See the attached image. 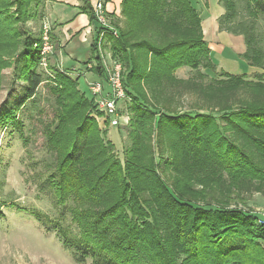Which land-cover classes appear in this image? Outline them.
I'll return each mask as SVG.
<instances>
[{"label":"trees","instance_id":"trees-1","mask_svg":"<svg viewBox=\"0 0 264 264\" xmlns=\"http://www.w3.org/2000/svg\"><path fill=\"white\" fill-rule=\"evenodd\" d=\"M81 1L95 26L91 71L104 79L95 44L101 28L90 1ZM218 2L219 29L243 37L240 63L264 69V39L254 30L264 0ZM41 5L0 0V90L6 68L25 85L22 98L0 112V128L22 125L17 111L44 80L41 33L26 28L42 21ZM108 16L116 33L105 39L129 99L123 160L104 139L79 77L57 72L56 121L46 126L55 159L50 184L76 229L64 225V211L54 219L36 209L31 215L57 230L78 264H264V218L232 205V196L264 193V73L217 70L195 0H121L120 14ZM182 67L217 78L179 79ZM173 84L196 94L187 108L164 94Z\"/></svg>","mask_w":264,"mask_h":264},{"label":"rangeland","instance_id":"rangeland-1","mask_svg":"<svg viewBox=\"0 0 264 264\" xmlns=\"http://www.w3.org/2000/svg\"><path fill=\"white\" fill-rule=\"evenodd\" d=\"M46 1L42 0L41 9ZM241 8L240 17L246 19V12L243 7ZM42 22L29 21L26 23V28L32 33L39 31L42 33ZM52 29L51 25L48 43L52 45V50L41 55L43 40L39 49L37 71L44 80L37 88L34 99L28 101L22 110L17 111L22 125L10 123L0 128V202L3 203L0 208L3 214L0 217V264H78L73 260L70 251L63 246L57 230L42 225L30 211L36 209L53 219L64 211V225L76 229V226L70 223L68 210L56 203L54 190L50 184L54 174L55 159L54 152L46 142V126L52 129L57 115L52 87L57 86L55 79L57 72L72 79L79 77L78 88L86 98L90 99L92 93L88 83L102 81V78L91 71L96 63L92 58L84 63L85 68H80L81 71L71 65L72 60L67 64L71 65L69 67L55 61L57 44L51 37ZM254 30L264 39V20L261 17L257 19ZM79 59L85 61V55ZM213 59L216 63H220L216 55ZM221 67L217 66V70L233 72L228 65ZM247 67L246 64H241L239 72L247 71ZM199 72L203 77H198ZM2 75L0 112L12 107V104L20 100L25 92L24 83L14 80L12 68L4 69ZM174 75L179 79H196L205 83L217 78L202 67L198 70L182 67L176 70ZM103 85L107 90L105 79ZM163 92L172 104L178 101L176 104L178 105L179 101L183 100L182 108H187L196 98V94L188 86L183 85H167ZM181 94L183 96L178 99L177 96ZM128 100L125 97L117 102L119 113H127ZM190 112L194 111L190 110ZM126 125L108 126L104 132V139L113 144L114 153L121 160H123L124 146L129 143ZM232 199H235L232 205L243 207L249 213L264 218V193H244L240 197L232 196ZM86 264H89V261Z\"/></svg>","mask_w":264,"mask_h":264},{"label":"crops","instance_id":"crops-1","mask_svg":"<svg viewBox=\"0 0 264 264\" xmlns=\"http://www.w3.org/2000/svg\"><path fill=\"white\" fill-rule=\"evenodd\" d=\"M93 6L98 0H89ZM197 9L201 15V28L203 36L211 49L212 56L219 58L217 66L228 65L233 72L242 73L240 58L244 53L245 43L241 35H235L219 29L218 18L224 9L218 0H195ZM107 13H113L116 17L121 12V0H104ZM81 0H47L43 6L44 15L42 21H48L52 25V39L56 41L57 50L55 61L62 66L74 65L79 71L85 68L84 63L91 58V43L94 37V23L81 10ZM85 55L86 60H80ZM70 60L71 65H67ZM243 61V60H242ZM246 63V62H245ZM88 71V70H86ZM264 73V70L252 66L247 67L246 73ZM229 72V71H227ZM105 92L107 90L104 89Z\"/></svg>","mask_w":264,"mask_h":264},{"label":"built area","instance_id":"built-area-1","mask_svg":"<svg viewBox=\"0 0 264 264\" xmlns=\"http://www.w3.org/2000/svg\"><path fill=\"white\" fill-rule=\"evenodd\" d=\"M92 9L96 23L101 28L95 41L96 52L99 56L100 66L104 71L106 85H108L107 92H105L103 85L104 79H102V81L88 83L95 105L92 116L97 121L98 126L102 129L108 126L114 127L121 124L126 125L128 123V115L119 113L117 105V102L120 99L125 98L121 81V64L112 57L109 43L106 42L105 39L107 33L112 32L115 34L116 29L110 23L108 13L104 6V0H98L93 5ZM42 26L41 40H43V45L41 55H44L46 52H50L53 47L48 43V35L51 32V23L45 20L42 22Z\"/></svg>","mask_w":264,"mask_h":264}]
</instances>
